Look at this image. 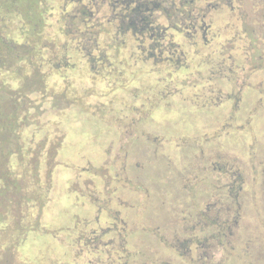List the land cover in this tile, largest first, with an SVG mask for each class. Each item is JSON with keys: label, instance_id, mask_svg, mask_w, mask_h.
Segmentation results:
<instances>
[{"label": "flooded vegetation", "instance_id": "1", "mask_svg": "<svg viewBox=\"0 0 264 264\" xmlns=\"http://www.w3.org/2000/svg\"><path fill=\"white\" fill-rule=\"evenodd\" d=\"M45 2L49 8L45 25L50 28L51 40L38 55L40 65L51 66L63 80L76 72L116 92L111 82L124 78L127 83L119 87L134 97L149 81L143 92L151 109L163 107L165 101L169 106L176 103V108L190 102L195 107L194 99L205 97L203 107L222 116L221 131L236 124L240 130H253L257 125L254 121L261 123L264 119V0ZM185 89L191 91L189 100L183 98ZM144 109L133 107L139 120L148 114ZM140 123L123 125L131 129ZM141 142L138 137L131 139V145ZM256 142L254 138L243 144L247 156L260 162ZM127 157L128 154L126 168ZM253 170V180L264 176L259 164ZM125 171L128 182H135L137 177ZM100 179L97 189L102 198H95L86 207L93 213L94 231L109 234L95 235L97 251L91 257L76 251L71 264H251L236 251V218L229 217L228 212L223 214L224 210L235 209L239 214L243 210L239 201L232 207L222 202L215 219L213 212L218 202H207L202 208L192 203L188 210L196 215L194 223L186 215L181 221L188 229L181 231L179 221L169 228L170 233L167 228L156 233L158 249L146 240L151 235L149 229L134 219L146 208L124 200L131 191H120L127 187L126 181L114 192ZM169 180V175L161 179L165 186ZM242 181L232 184L238 187ZM225 187L234 192V187ZM181 189L192 193L187 185ZM215 246L223 252L218 263L217 252L209 253L215 251ZM252 264H264V253L259 252Z\"/></svg>", "mask_w": 264, "mask_h": 264}, {"label": "rangeland", "instance_id": "2", "mask_svg": "<svg viewBox=\"0 0 264 264\" xmlns=\"http://www.w3.org/2000/svg\"><path fill=\"white\" fill-rule=\"evenodd\" d=\"M19 20L24 22L26 18L23 15ZM14 21L10 33L15 41L21 46L32 40L20 22ZM48 33H51L50 28L46 26L44 38L50 42ZM28 63L30 61L21 62L16 68L0 71V97L4 105L16 108L18 113L14 121H10V125L13 122L12 130L21 124L17 131L20 136L14 143L16 147L19 144L24 146L22 153L11 155L9 166L24 174L27 166L30 164L32 168L37 157H41L40 176L47 181L48 171L51 172V190L40 216V229L29 231L25 243L17 250L16 258L20 263L28 259L32 264H40L59 250L60 245L54 236L62 227L71 229L79 220L93 217L92 211L83 205L87 195L85 186H90L92 195H97L95 198L98 199L100 177L112 190L118 185L123 186L126 181L127 187L120 191L124 194L131 190L125 194L124 200L146 208L140 217L134 219L138 225L149 229L151 235L146 240L151 245L158 246L154 237L156 233L173 228V224L179 221L181 231L188 229L189 226H184L181 220L186 215L190 223L195 219V213L188 210L192 203H198L202 208L207 202H218L213 212L215 219L219 217L216 211H220L222 202L225 207H232L235 201H239L243 208L239 214H236L237 209L223 212L236 218V251L251 264L259 252L264 253V176L253 180L255 165L259 164L264 170V119L261 123L256 119L253 130H240L236 124L221 131L219 112L196 107L184 117L188 121L191 114L193 123L188 121L189 129L185 126L183 131L173 119L178 116L176 107H170L169 127H146L139 136L142 144L131 145V139L138 137L137 129L124 126L129 121L125 118L127 112L123 105L126 97L122 92H111L106 88L107 84L83 79L76 72H70L65 81L47 64L40 65L39 69L34 55L31 63L35 67ZM190 93L189 89L183 90L184 100L191 99ZM142 104L146 108L144 112L149 113L147 116L155 115L154 119L158 121L164 118L166 113L163 110L150 115L147 103ZM187 104L185 107L189 110L191 103ZM9 110L7 107L6 111ZM198 115L202 116L198 119ZM205 115L211 119L210 123ZM18 117L24 121H18ZM115 120H122L124 125ZM1 135L0 140H4L8 133L1 129ZM254 138L258 140L260 162L247 156L243 144ZM27 149L32 153L22 164L20 157ZM126 154L127 168L124 167ZM31 158L35 160L31 161ZM125 170L137 177L135 182H128ZM167 175L170 182L165 186L161 179ZM239 179L244 180L241 185L232 184ZM184 185L191 194L183 192L181 187ZM227 185L234 187V192L231 193L230 188L225 187ZM217 249L215 246V251L209 253L217 252L215 261L218 263L223 252Z\"/></svg>", "mask_w": 264, "mask_h": 264}, {"label": "trees", "instance_id": "3", "mask_svg": "<svg viewBox=\"0 0 264 264\" xmlns=\"http://www.w3.org/2000/svg\"><path fill=\"white\" fill-rule=\"evenodd\" d=\"M45 1L46 0H0V71H3L4 69L9 70L13 67L16 68L21 62L29 61L30 63H28V65L32 68L35 67V65L31 63L32 56L34 55L36 59L38 57L39 60L38 55L41 52L43 45L49 42L44 38L46 29L45 13H47L49 9L48 4ZM23 15L26 20L21 22L19 17ZM15 19H17L20 22V25L24 27L23 29L26 34L32 38L30 41L26 40V44L21 46L18 41H15L10 33ZM42 42H44V44ZM39 61L36 62L38 63V68L40 69L41 60ZM18 79L21 78L18 77ZM111 83V88H117L118 90L116 91L122 92V94L126 97V101H124L125 104L123 105L125 106L123 108L127 112V116L125 115V118L129 122H141L139 127L136 128L138 138H140L139 136L142 133V130L146 127H152L154 129H160V127L163 126H165V128L169 127L171 122L170 120H167L168 117L170 118L168 114H171V109L169 108L172 106L175 107L176 103L169 106L167 101H165L163 107H156L154 109L150 108V115L151 113H155L160 110H163L166 113L164 118L160 121L154 119L155 115H151L150 117L147 116L149 113L147 115H143L142 119L139 120L136 116L137 113L133 112V107H145V105L142 104V102L146 101V96L143 91H145L144 89L148 88L147 86L150 85L149 81L147 86L142 87L143 91H140L141 93L138 97H134L128 92L121 90L119 86L127 83L124 78L119 79V81H112ZM178 85L181 86L182 84H177L176 86ZM149 90L152 91V88ZM127 94L129 97H127ZM153 99L155 100V98ZM200 99H194V102H197L194 104L196 105L195 107H193V103L190 102L192 104H190L191 107L189 110L185 107L184 103L176 108L178 116L173 119L176 120V124H179L180 129L183 130V128L187 126L188 121H193L191 114L189 115L188 121L184 120L187 112L189 113L196 107L204 106L203 103L205 97L200 96ZM173 100L174 99H172V102ZM4 104L5 102L0 97V135L1 129L8 133L6 139L0 140V264H32L28 261V259H25L24 262L20 263L16 258L18 256L17 250L25 243V239L29 231L40 229V216L50 197L51 172L48 171L49 177H47V181H43L42 176H40L42 170L39 167V158L41 157H37V163L32 165V168L28 163V168L25 169L26 171L24 174H19L10 168L9 160L11 155L18 152L22 153L24 146L23 144H19L16 147L14 143V141L16 142L20 136L17 131L21 124L17 129H14V131L12 130L13 122L12 125H10V121H14L15 115L18 114L17 109ZM187 105L189 104H186V106ZM3 106H5V111ZM7 107H10L9 111H6ZM181 107L182 109L178 110ZM21 116L22 115H20V117ZM201 116L202 115H198L197 118L199 119ZM205 116L208 121L207 123H210L209 120L211 119L209 116ZM20 117H18V121L22 120L23 122L24 119H20ZM180 118L182 119L179 121ZM3 119L6 121L2 122L1 120ZM115 122H122V120H115ZM192 123L193 122H191V124ZM13 134L14 137H12ZM30 150L27 149L24 151V156L20 157L22 164H25V160L29 158V155H31L32 151ZM33 160L35 159L31 158V161ZM35 178H37V180ZM85 187L87 189V195L84 198L85 201H83V205L93 204L95 196L97 195H92L90 186ZM114 192H116V190H114ZM93 221L94 219L92 218L81 219L71 229L62 227L59 234L54 236L60 245L59 250L54 254H51L48 258H45L44 261L42 260L40 264H71L73 256L77 253L76 251H79L80 253L84 252L91 257L93 252L97 251V246L94 245L97 239H95L94 236L97 234H102V236L109 234L108 231H94Z\"/></svg>", "mask_w": 264, "mask_h": 264}, {"label": "crops", "instance_id": "4", "mask_svg": "<svg viewBox=\"0 0 264 264\" xmlns=\"http://www.w3.org/2000/svg\"><path fill=\"white\" fill-rule=\"evenodd\" d=\"M101 91V90H100Z\"/></svg>", "mask_w": 264, "mask_h": 264}]
</instances>
